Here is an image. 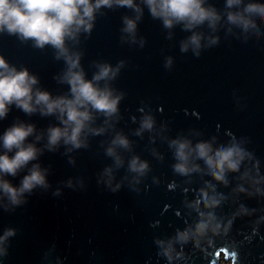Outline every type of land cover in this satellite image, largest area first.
Instances as JSON below:
<instances>
[{
    "label": "water",
    "instance_id": "1",
    "mask_svg": "<svg viewBox=\"0 0 264 264\" xmlns=\"http://www.w3.org/2000/svg\"><path fill=\"white\" fill-rule=\"evenodd\" d=\"M249 3L264 0L231 7L204 0L220 19L186 29L183 22L166 27L146 0L130 6L113 0L66 37V55L77 61L73 71L119 97L117 110L109 115L89 106L80 146L62 139L49 148L48 129L64 127L59 112L9 106L0 118V155L4 132L18 123L34 126L25 146L39 151L15 176H0L19 188L39 165L46 186L19 195L20 203L0 189V264H218L221 258L264 264V20L243 12ZM233 12L255 26L230 23ZM66 55L0 31V56L36 77L34 93L72 98ZM101 66L111 71L96 81ZM118 137L127 146L114 143ZM174 142L189 145L186 173L176 171ZM200 143L210 145V155L236 147L237 170L225 167L215 179L211 173H221L198 156ZM134 159L147 165L142 173L132 170ZM200 223L207 225L202 235L195 231ZM182 232L186 241L178 239Z\"/></svg>",
    "mask_w": 264,
    "mask_h": 264
},
{
    "label": "clouds",
    "instance_id": "2",
    "mask_svg": "<svg viewBox=\"0 0 264 264\" xmlns=\"http://www.w3.org/2000/svg\"><path fill=\"white\" fill-rule=\"evenodd\" d=\"M113 0H0V31L5 29L11 34H19L23 39H33L36 46L43 47L46 44L52 45L59 50V54L66 55L65 39L74 34L79 28L93 18L96 8L101 5L110 6ZM122 5H132L133 0H117ZM153 16L163 19L164 25L171 28L173 23L183 22L186 29L208 21L214 25L220 19L215 9L204 7V0H146ZM242 0H227L229 7L240 5ZM244 13L256 14L264 20V5L249 3ZM87 18V20H86ZM230 23L243 27L247 30L254 27V21L250 16L241 12L229 13ZM88 27H91L89 24ZM135 23L127 21V31H132ZM190 41L197 48L200 46V36L194 34ZM182 50H187L185 44ZM199 53H197L198 55ZM69 63V70L65 80L71 86L72 98H52L48 92L36 90L33 92V85L37 83L35 76L29 74L27 69L17 71L15 67L9 66L6 60L0 56V118H4L9 111V106L15 104L25 113H32L39 110L44 115L59 112L64 127H51L48 129V145H57L62 139L66 144L70 143L76 147L80 146V134L91 119L89 106L98 112L112 114L117 110L119 97H113L106 89H100L92 81L84 79L82 71H73L77 67V61L66 55ZM171 62L169 61V64ZM110 68L101 66L100 72L94 76L99 81L109 76ZM144 127H151V119L144 122ZM34 126L18 123L9 127L3 134V148L6 152L0 155V174L15 176L21 168L30 161L35 160L39 149L33 144L25 146L26 139L33 134ZM39 140L40 137L38 136ZM114 143L127 146V140L118 137ZM177 144L176 156L180 161L175 167L176 171L186 173L189 169L186 166L187 142H174ZM16 149L11 157L7 154ZM195 150L200 158L205 160L209 168H216L221 175L211 173L215 179H222L225 167L230 171H236L239 163L240 152L236 147L218 150L214 155L210 145L200 143ZM109 149V154H112ZM133 171L143 172L147 165L138 164L134 159L131 163ZM37 185L46 186L45 176L39 168L34 165L30 174L24 176L19 188L13 187L8 181L0 176V189L7 194L13 203H20L18 196L26 191H31ZM207 225L200 223L195 231L203 234ZM11 231L5 233V237L12 235ZM188 233L178 234L180 241L188 239ZM3 239V238H0Z\"/></svg>",
    "mask_w": 264,
    "mask_h": 264
},
{
    "label": "rangeland",
    "instance_id": "3",
    "mask_svg": "<svg viewBox=\"0 0 264 264\" xmlns=\"http://www.w3.org/2000/svg\"><path fill=\"white\" fill-rule=\"evenodd\" d=\"M218 264H228V261H225L224 259H220Z\"/></svg>",
    "mask_w": 264,
    "mask_h": 264
}]
</instances>
